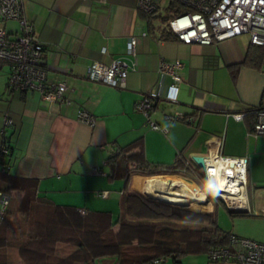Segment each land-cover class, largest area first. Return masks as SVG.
<instances>
[{"label": "crops", "instance_id": "obj_1", "mask_svg": "<svg viewBox=\"0 0 264 264\" xmlns=\"http://www.w3.org/2000/svg\"><path fill=\"white\" fill-rule=\"evenodd\" d=\"M22 3L25 19L44 46L47 80L64 82L68 89L64 103L44 102L34 92L10 96L6 89L9 68L0 62V130L5 115L13 121L6 138L12 169L9 179L0 178V187L26 183L34 187L38 203L62 211H84L86 215L110 214L118 223L113 227L118 236L120 221L127 220L126 207L136 204L127 201L130 185L161 199L163 178L174 177L129 176L127 159L134 162L140 158L162 169L177 167V153L192 160L220 153L226 158L247 159L249 211H264V135L252 134V111L264 108V65L257 69L242 63L248 51L256 52L247 36L212 45L163 40L161 31L151 28L137 10V0ZM132 36L137 38L134 58L126 51ZM113 60H123L129 66L136 62L124 89L87 80L91 64L108 66ZM161 60L182 64L176 102L158 100L150 114V121L165 128L166 133L151 129L145 117L135 111V103L156 84ZM80 109L94 116V128L76 120ZM175 113L192 117L193 123L164 117ZM237 114L244 116L237 121L233 118ZM3 142L0 136V147ZM93 168L103 174H93ZM104 192L107 196L101 197ZM202 208L207 217L199 226H215L218 204ZM15 218L8 215L0 219V264H22L17 247L11 246L12 236H16ZM157 223L161 222L150 225ZM132 242L138 243L137 239ZM95 264L117 262L105 258ZM180 264L211 263L201 252L185 254Z\"/></svg>", "mask_w": 264, "mask_h": 264}, {"label": "built area", "instance_id": "obj_2", "mask_svg": "<svg viewBox=\"0 0 264 264\" xmlns=\"http://www.w3.org/2000/svg\"><path fill=\"white\" fill-rule=\"evenodd\" d=\"M137 0V10L145 15L149 26L169 34L184 45H212L224 40L247 36L249 43L264 46V0ZM176 8H169V3ZM7 23H15L16 29L6 30ZM143 35H146L145 33ZM137 38L132 36L127 42V54L135 57ZM104 52V50L102 51ZM0 62L9 68L6 89L8 95L34 92L47 103L66 102L67 86L64 82H49L44 67V46L38 40L33 26L23 15L22 0H0ZM135 60L129 66L123 60H113L108 66L91 64L86 73L88 81L100 83L122 90L129 70H133ZM179 61L161 60L158 65L156 84L135 103V111L142 114L151 129L166 133V129L150 121L154 103L158 100L176 102V93L181 84ZM169 80V83H166ZM244 114L233 115L237 121ZM168 120L192 124L193 118L181 113L164 116ZM76 120L89 128H94L96 120L85 109L77 111ZM13 121L7 115L3 119L0 136L4 142L0 147V173H9L10 146L7 143V129ZM255 137L264 135V108L255 114L252 126ZM203 167L195 161L177 153L181 163L179 178L194 186L210 205L217 203L231 213H250L247 196V159L226 158L220 153L202 157ZM129 171L135 169L133 162L127 165ZM93 174L102 175L98 168ZM107 193L101 194L106 197ZM10 196L0 191V219L9 207ZM84 215V211H79ZM208 262L231 264H264V244L231 234L228 245L211 248L207 252ZM172 264L161 258L154 264Z\"/></svg>", "mask_w": 264, "mask_h": 264}, {"label": "trees", "instance_id": "obj_3", "mask_svg": "<svg viewBox=\"0 0 264 264\" xmlns=\"http://www.w3.org/2000/svg\"><path fill=\"white\" fill-rule=\"evenodd\" d=\"M168 7L176 8L177 5L171 2ZM161 39L174 40V37L161 32ZM252 46L256 52L248 51L242 63L258 69L264 65V46ZM258 110L252 111L254 117ZM126 161L128 170V163L133 161ZM133 163L135 169L128 170L129 176H179L181 168L178 161L177 167L162 169L151 167L140 158ZM10 173H0V178L9 179ZM0 191L10 196L3 219L8 215L17 217L14 233L17 234L16 231L25 224L22 220L29 224L22 236L13 235L11 239V246L17 247L22 264H95L105 258H114L117 264H154L161 258L180 264V259L187 253L203 252L207 255L211 248L228 245L231 235L216 225L211 228L186 226L199 218H206V214L141 203L144 200L164 206L151 201L142 191L134 190L132 184L127 201L136 204L126 207L124 216L127 220L120 221L118 236L113 231L118 223L111 220L110 214L81 215L73 209L62 211L58 207L38 203L33 195L34 187L26 183L5 184ZM154 221L161 223L150 225ZM134 239H137V244H133Z\"/></svg>", "mask_w": 264, "mask_h": 264}, {"label": "rangeland", "instance_id": "obj_4", "mask_svg": "<svg viewBox=\"0 0 264 264\" xmlns=\"http://www.w3.org/2000/svg\"><path fill=\"white\" fill-rule=\"evenodd\" d=\"M169 0H164V6L166 3H168ZM14 26H16L13 23H7L5 25L6 30H11ZM162 188V187H160ZM149 195V192H148ZM141 203H144L146 205H150L152 207H168L171 208L172 206L182 207L179 204H175L171 206H161V205H155L152 203H148L144 200L141 201ZM157 204V203H156ZM163 205V204H162ZM175 208V207H172ZM182 208H188V209H182ZM176 208L183 211H188L192 213H198L201 215H205L207 212H201L203 211L201 207H182ZM116 209V207H115ZM252 210V213H230L226 209H224L220 204H218V210L214 213V222L216 223L217 227L221 229L225 233H230L239 237L247 238L259 243L264 244V211L259 210L256 213ZM205 221V218H199L196 223L192 225H186L190 227H196L201 228L199 225H201V222ZM22 222H25V224L21 227V229H18L17 234L18 236H22L27 229L29 228V224L26 220H22ZM199 223V224H198Z\"/></svg>", "mask_w": 264, "mask_h": 264}, {"label": "bare ground", "instance_id": "obj_5", "mask_svg": "<svg viewBox=\"0 0 264 264\" xmlns=\"http://www.w3.org/2000/svg\"><path fill=\"white\" fill-rule=\"evenodd\" d=\"M162 187L164 192L161 199L152 197L151 194L148 195L154 203L167 206L179 204L182 207L195 206L201 208L208 204L194 186L184 183L179 178H163Z\"/></svg>", "mask_w": 264, "mask_h": 264}, {"label": "water", "instance_id": "obj_6", "mask_svg": "<svg viewBox=\"0 0 264 264\" xmlns=\"http://www.w3.org/2000/svg\"><path fill=\"white\" fill-rule=\"evenodd\" d=\"M195 161V163L199 166V167H203V159L202 157H197V158H194L193 159ZM172 207H175V208H182V207H177V206H172ZM182 209H188V208H182Z\"/></svg>", "mask_w": 264, "mask_h": 264}, {"label": "clouds", "instance_id": "obj_7", "mask_svg": "<svg viewBox=\"0 0 264 264\" xmlns=\"http://www.w3.org/2000/svg\"><path fill=\"white\" fill-rule=\"evenodd\" d=\"M229 212V211H228ZM231 213V212H230Z\"/></svg>", "mask_w": 264, "mask_h": 264}]
</instances>
